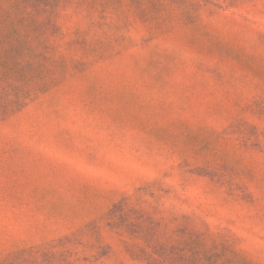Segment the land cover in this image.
<instances>
[{"label": "rangeland", "instance_id": "1", "mask_svg": "<svg viewBox=\"0 0 264 264\" xmlns=\"http://www.w3.org/2000/svg\"><path fill=\"white\" fill-rule=\"evenodd\" d=\"M0 264H264V0H0Z\"/></svg>", "mask_w": 264, "mask_h": 264}]
</instances>
